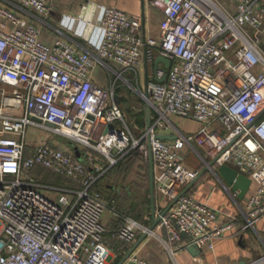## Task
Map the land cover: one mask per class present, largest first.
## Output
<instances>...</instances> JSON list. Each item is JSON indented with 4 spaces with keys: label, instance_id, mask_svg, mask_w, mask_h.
<instances>
[{
    "label": "built area",
    "instance_id": "1",
    "mask_svg": "<svg viewBox=\"0 0 264 264\" xmlns=\"http://www.w3.org/2000/svg\"><path fill=\"white\" fill-rule=\"evenodd\" d=\"M148 1L162 14L156 38L141 37L138 17L105 5L100 43L84 53L61 39L44 43L38 26L6 6L44 16L51 0H0V264H116L123 254L106 243V211L122 219L117 236L124 243L153 232L110 207L99 189L103 176L134 154L151 160L155 199L165 200L155 217L198 176L184 156L191 147L204 167L215 159L214 168L228 165L251 180L243 229L264 215V3ZM157 55L170 66L155 70L164 81L140 90L151 122L138 130L117 89L121 80L132 87L138 67ZM96 65L108 75L104 87L91 76ZM173 117L199 128L178 131ZM168 128L173 141L156 138ZM37 130L47 135L32 144L28 132ZM54 136L78 144L79 158ZM38 166L71 185L34 179ZM236 222L187 191L156 227L174 258L188 246L212 250ZM123 264L150 263L131 253ZM247 264H264V253Z\"/></svg>",
    "mask_w": 264,
    "mask_h": 264
},
{
    "label": "crops",
    "instance_id": "2",
    "mask_svg": "<svg viewBox=\"0 0 264 264\" xmlns=\"http://www.w3.org/2000/svg\"><path fill=\"white\" fill-rule=\"evenodd\" d=\"M218 1L221 4L231 5H229L228 0ZM262 3H264V0H262ZM105 5H111L131 16L138 17L141 23L139 33L142 38L154 39L158 36L159 22L162 19V14L157 8L151 6L148 0H51V10L44 16L38 15L36 11L29 8L20 9L6 4L16 14L23 16L28 22L39 27L40 36L44 43L50 45L54 40L61 39L72 43L77 50L84 53L95 51L100 43L101 31L99 21ZM112 66L114 69L120 70L118 65L113 63ZM159 67L163 68V64H160ZM136 75L135 85L138 90H142L147 84L155 82L157 77L154 70V62H144L142 66L138 67ZM91 76L94 82L100 86L104 87L108 83V75L99 65L93 68ZM143 111L144 124L142 126L145 127V110ZM191 121L175 117L172 119V124L178 131H181L180 129L183 126L189 127L188 133H191L195 128L197 130L199 128V124ZM55 143L59 144L60 142L57 141ZM126 164L128 165H126L124 171V185L133 186L140 183L145 174V177H148L150 194V164L148 163L144 171H142L141 161ZM199 166L196 169L199 171L203 170L204 165L201 164ZM66 182L67 185H71V183L65 180ZM60 185H63V183ZM252 188L253 185H250L244 198L239 199L237 194L225 186L212 170L207 171L192 185L189 191L190 193H194L199 200L208 202L209 205L221 210L223 213L235 216L237 222L234 224L232 230L225 237L216 239L212 250L204 247L199 255L193 257L186 249H183L179 250L174 258H172L169 250L160 238L163 235V229L157 228L156 225L153 232L147 234L131 253L150 264H247L264 253V215L253 227L243 229L245 221L244 204ZM164 205L165 200L160 198L158 200L155 199L154 210L157 211L163 208ZM149 211L146 221H143L147 226L152 223L153 218L150 205ZM221 220L222 216L219 218V221ZM102 223L106 229L105 240L107 245L118 248L123 254L122 257L142 236L140 234L131 244L124 243L117 236V227L122 224V219L113 215L109 210L103 215ZM119 260H117L116 264H118Z\"/></svg>",
    "mask_w": 264,
    "mask_h": 264
},
{
    "label": "rangeland",
    "instance_id": "3",
    "mask_svg": "<svg viewBox=\"0 0 264 264\" xmlns=\"http://www.w3.org/2000/svg\"><path fill=\"white\" fill-rule=\"evenodd\" d=\"M117 98L118 104L124 110L127 120L136 126L138 130L143 128L142 125L136 123L137 120L144 119L142 110L144 106V100L141 95L140 90H138L135 82H133L132 87H130L124 80L119 82V89H117ZM175 118V117H173ZM172 118V119H173ZM178 118V117H177ZM180 118V117H179ZM193 122V121H191ZM190 122V123H191ZM181 128V127H180ZM189 127L183 126L180 129L183 133H188ZM197 128L194 129L195 132ZM45 131L37 130V131H29L28 132V141L33 143H37L41 137L46 136ZM54 143L59 141L60 145L67 149L74 150L79 149V145L75 143H71L63 137L54 136ZM198 150L203 153V151L198 147ZM187 164L189 167H200L202 164L201 158L198 157L196 151L191 147L187 149V153L184 155ZM140 161V160H137ZM135 162V161H134ZM133 164V163H132ZM126 165H116L111 170L107 172L106 175L103 176V181L99 184V189L101 190L102 195L106 201L109 202L110 207H114L116 210L121 212V214L129 215L134 220L143 223L146 221L147 215L149 214V205H150V194H149V181L148 177L143 175V179L140 183L134 184L133 186L124 185V171ZM119 166V167H118ZM142 171H144L143 165H141ZM113 170V171H112ZM112 171V172H111ZM30 175L36 179L40 180L44 183L56 185L62 184L67 185L63 176L53 172L52 170L38 166L35 168ZM161 196H159L160 198ZM161 199V198H160Z\"/></svg>",
    "mask_w": 264,
    "mask_h": 264
},
{
    "label": "water",
    "instance_id": "4",
    "mask_svg": "<svg viewBox=\"0 0 264 264\" xmlns=\"http://www.w3.org/2000/svg\"><path fill=\"white\" fill-rule=\"evenodd\" d=\"M163 64L164 71H166L170 66V61L164 57H161L159 55L156 56L154 61V70L159 68V64ZM166 78V74L162 78H157L156 80L159 82L164 81ZM144 110H145V126L149 127V124L151 122V108H149L148 104H144ZM264 114V108L261 110L259 115ZM258 115V116H259ZM49 126H52L49 124ZM156 138H159L161 140H167V141H173L176 138V135L173 134V130L171 128L165 129V130H159ZM76 156L79 158V152L78 150H75ZM215 163V159L209 161L208 165L203 168L198 173V176L192 180L191 183L186 185L183 189H181L178 194L175 196V198L163 209L161 214L158 217H155V211H154V201H155V194H154V183H153V170H152V162L149 161L150 167H149V177H150V194H151V203H150V209L152 211V223L147 227L148 231H153L154 227L159 223L161 216H163L167 209L170 208L176 199L185 194V192L189 191L192 185L201 177L204 173H206L209 170H212L215 175L219 177V179L222 181V183L227 186L232 192H235L237 194V197L239 199H243L246 193L248 192V188L251 185V180L245 176L244 174H238L236 170L231 168L228 165H220L214 169L213 165ZM148 234V232H145L142 234V236L136 241L134 246L126 252V254L119 260L118 264H123V262L126 260V258L131 254V252L138 246V244L143 240V238ZM186 250L194 257L201 253V250H199L196 246H188Z\"/></svg>",
    "mask_w": 264,
    "mask_h": 264
},
{
    "label": "trees",
    "instance_id": "5",
    "mask_svg": "<svg viewBox=\"0 0 264 264\" xmlns=\"http://www.w3.org/2000/svg\"><path fill=\"white\" fill-rule=\"evenodd\" d=\"M142 112V114H143V117H144V111L142 110L141 111ZM137 124H138V126L139 125H143L144 124V119H138L137 120V122H136ZM138 160V158H137V156H136V154H134L132 157H129V158H127V159H125V160H123L122 162H120L119 164H117V165H123V163H131V162H134V161H137ZM141 161V160H140ZM141 163H142V165H143V168L145 169V167L148 165V163H143L142 161H141ZM33 171V170H32ZM118 211V210H117ZM119 212V211H118ZM121 213V212H120ZM119 227V226H118ZM118 227H117V231H118Z\"/></svg>",
    "mask_w": 264,
    "mask_h": 264
}]
</instances>
